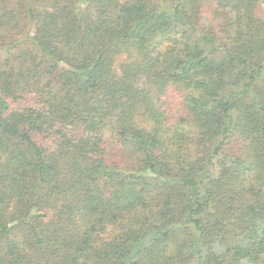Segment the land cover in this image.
Instances as JSON below:
<instances>
[{
    "label": "trees",
    "instance_id": "16d2710c",
    "mask_svg": "<svg viewBox=\"0 0 264 264\" xmlns=\"http://www.w3.org/2000/svg\"><path fill=\"white\" fill-rule=\"evenodd\" d=\"M263 1L0 0V264H264Z\"/></svg>",
    "mask_w": 264,
    "mask_h": 264
},
{
    "label": "rangeland",
    "instance_id": "374dc122",
    "mask_svg": "<svg viewBox=\"0 0 264 264\" xmlns=\"http://www.w3.org/2000/svg\"><path fill=\"white\" fill-rule=\"evenodd\" d=\"M258 10L260 11L259 12L260 15L263 16L264 15V1L258 7ZM211 15H212V5L209 2L204 6V9H203V20H202L203 25H205L208 22V19L211 18ZM166 104H167V100L164 96H162L160 106L164 107L166 106ZM109 143H110L109 150L111 153V158L117 163L126 164L127 159L125 158L120 146L114 142V139H109Z\"/></svg>",
    "mask_w": 264,
    "mask_h": 264
}]
</instances>
